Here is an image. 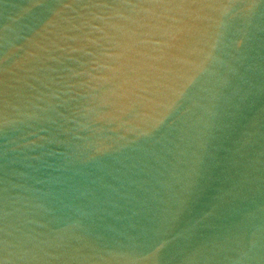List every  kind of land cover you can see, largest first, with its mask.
I'll use <instances>...</instances> for the list:
<instances>
[{"label":"water","instance_id":"water-1","mask_svg":"<svg viewBox=\"0 0 264 264\" xmlns=\"http://www.w3.org/2000/svg\"><path fill=\"white\" fill-rule=\"evenodd\" d=\"M0 150L264 264V0H0Z\"/></svg>","mask_w":264,"mask_h":264}]
</instances>
